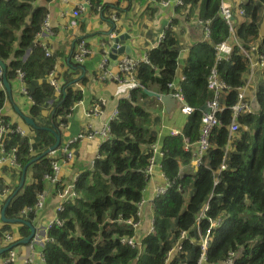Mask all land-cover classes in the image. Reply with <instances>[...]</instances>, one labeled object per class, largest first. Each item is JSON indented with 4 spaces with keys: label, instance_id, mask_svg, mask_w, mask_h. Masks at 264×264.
<instances>
[{
    "label": "trees",
    "instance_id": "trees-1",
    "mask_svg": "<svg viewBox=\"0 0 264 264\" xmlns=\"http://www.w3.org/2000/svg\"><path fill=\"white\" fill-rule=\"evenodd\" d=\"M53 1L0 0V60L8 66L10 83L17 79V70L25 72L26 87L35 101L30 117L39 127L32 129L30 137L10 134L6 138L7 147H17L21 164L20 170H14L18 183L8 196L12 197L6 208L10 219L32 222L36 217L34 212L27 217L22 212L37 202L45 189V176L53 172L52 161L58 157L45 154L56 142L52 130L62 134L63 144L68 140L63 139L61 123L69 122L67 115L84 99L77 85L90 81L85 66L73 61V42L63 58L67 67L61 75L64 92L57 97L54 87L45 81L58 62V53L48 56L36 40ZM222 1L182 0L183 5L176 7L189 19L203 20L209 36L191 46L187 64L179 70L181 42L174 29L178 24L175 18L162 42L149 52L148 61L138 65L135 79L140 86L119 101V114L110 122L112 137L99 150L101 158L81 173L76 182L79 198L58 213L63 223L48 232L51 241L44 251L46 264H167V255L176 243L182 249L169 264H199L202 250L197 230L205 234L210 220L219 218L221 222L211 228L207 264L225 262L230 252L235 253L232 264H264V71L256 86V112L239 118L240 130L233 138L230 106L238 98L237 89L246 84L249 63L238 46L229 60L217 63L221 78L232 90L221 98L226 109L219 114L220 124L210 134L209 148L195 172H179L181 166L190 165L194 155L185 149L183 137L156 133L150 111L140 103L141 98L149 97L145 89L156 85L161 94H168L175 83L195 109L187 116L183 133L190 142L200 139L203 109L213 97L208 81L216 63L215 45L231 38L230 26L221 14ZM92 3L96 9L109 8L102 0ZM241 6L246 18L235 22L236 37L249 47L259 38L264 0H250ZM260 52L264 53V39ZM6 99L0 86V119ZM47 108L50 111L44 115ZM5 119L9 123L10 118ZM157 142L164 153L163 172L172 185L153 203L154 233L144 237L141 245L128 246L122 240L135 236L130 222L140 220L139 205L151 180L147 174L151 146ZM24 167L25 183L19 189ZM61 188L59 184L57 189ZM206 204L209 209L197 223ZM6 232H14L12 223L1 226L0 244L6 243ZM183 232H187L186 239L181 238ZM20 233L22 239L30 234V228L22 225Z\"/></svg>",
    "mask_w": 264,
    "mask_h": 264
},
{
    "label": "crops",
    "instance_id": "crops-1",
    "mask_svg": "<svg viewBox=\"0 0 264 264\" xmlns=\"http://www.w3.org/2000/svg\"><path fill=\"white\" fill-rule=\"evenodd\" d=\"M81 1L83 2L84 0H71L68 3L53 1L51 4H53L54 11L49 8L48 12V15L50 16L49 22L51 27H53L54 34L52 36H47L48 38L45 39V42L54 54L58 53L57 66L62 72L67 70V67L64 66L63 58L69 54L70 42H72L74 38H79L80 40L85 37L89 42L90 47L95 51V53L92 54L84 64V72L89 77L90 81L85 85H77L83 90L84 99L75 105L74 112L69 120L68 130L63 132V139L67 137L71 138L80 131L86 130L88 128L86 126L88 125L96 132H101L103 128H105V126L111 121L113 113L118 109L119 101L122 98L129 97L131 95V90L135 88L136 85L130 83L131 80L128 81L129 83L125 82L127 78L125 79L121 76V73H119V61L122 58H135L140 61H145V59L148 58L149 52L161 43V34L171 26L173 21L176 19L178 21V24L174 25V29L179 33V39L181 42L179 70H182L187 64L191 46L196 42L202 41L206 37L204 29L199 25L198 20L193 17L189 19L184 13L181 14L180 11L176 10V7H179L175 4L176 0H171V5L168 7L163 5V3L168 0H102L109 5V8H105L101 12H91L87 10L82 14L81 23H79L77 27L71 28L69 26L71 11L75 4ZM226 1L235 4L237 0ZM49 6L50 4L48 7ZM87 16L91 17V19L87 21V25L89 24L88 27L85 24V21L88 19ZM101 20H108L111 24L110 28H91V22ZM236 21H239L237 17L235 18V22ZM112 32L117 33L112 35H125L120 44L131 46L130 53H127L126 50H124V52L118 51L116 53H111L109 65L107 66L109 72L115 75L118 74L123 82H118L114 79L101 81L96 77L98 71L97 64L100 60L99 52L102 50L101 44L109 39ZM259 36L264 37V11ZM61 53L63 57L61 56ZM262 76V71H256L254 76L250 79V87H254L249 89V93H251L250 97L254 99V106L256 104L255 88L258 80L261 79ZM10 84L12 88V99L10 98L7 89L2 88L7 97L4 114L12 120L13 124L20 125L27 129L31 136L32 129L34 128L29 126L25 120L22 119L21 114L30 117V110L33 103L27 95L22 93V84L18 79H15L14 83ZM247 84L248 77L245 85ZM150 91L161 93L156 85H153ZM140 103L150 111L153 129H156V133L160 134L161 137L169 135L171 128L183 130V127L186 125L188 118L186 114L180 110L178 105L175 106L171 112H168L165 105L155 97L149 96L148 98H141ZM96 104H99L98 109L100 112L88 117L87 113L93 111L95 109L94 105ZM15 106L18 110H16ZM17 111H19V113ZM48 111H50L48 108L43 110V114L46 115ZM86 142L90 143L85 144ZM94 147L96 153L94 159L90 161L91 158L87 152L88 149H91L92 152ZM100 147L101 140L94 142L88 140L76 144L74 147V161L68 165H65L64 163L66 157L64 152L59 153L58 156L63 165L65 180L67 182L70 181L74 175L82 173L84 170L91 167L95 159L99 156L101 158L99 153ZM183 170L195 171L198 170V166L196 162L193 161L188 167H183ZM183 170L181 168V171ZM0 180L5 182V184H9L11 187L18 183L16 172L8 169V167L2 164H0ZM165 181L166 179L161 166V158L158 157L153 176L151 177L150 184L145 192L147 202L142 207V228L141 232L138 231V234L146 236L150 233L153 223L152 213L154 212V206L153 204L151 205V201L154 196L155 188L157 190L159 185L161 186L165 184ZM55 202V199L49 201L42 210V213L38 215L35 221L36 224L41 225L49 219H55L56 214L54 213L53 208ZM12 228L16 233V238H20L21 225L12 224ZM1 247H4V245L0 244V248ZM41 249L42 248L38 246L31 248L30 244H22L15 247L14 250L17 253V259L12 264H26V259L29 256L33 258L32 264H45L44 260L41 258ZM1 260L2 257L0 258V264Z\"/></svg>",
    "mask_w": 264,
    "mask_h": 264
},
{
    "label": "built area",
    "instance_id": "built-area-1",
    "mask_svg": "<svg viewBox=\"0 0 264 264\" xmlns=\"http://www.w3.org/2000/svg\"><path fill=\"white\" fill-rule=\"evenodd\" d=\"M61 2V3H68L71 0H54V2ZM93 0H84L83 2H77L74 6V8L71 11L70 14V22L69 26L71 28H75L79 25V19L81 18L82 14L86 12L87 10L92 7ZM250 0H237L235 4H231L227 2L226 0L222 1L221 4V14L224 18V20L229 24L230 26V31H231V38L225 41H222L219 44L215 45V59L216 63L213 66V68L210 70V75H209V88L213 93L212 99L207 103L205 109H203V114H202V130H201V136L200 139L197 141L196 144H192L188 138H185V149L188 151H192L194 154V161L196 162L197 166H199L202 162V157L205 153V151L208 150L209 148V136L212 133L213 129L220 124V118L219 114L222 113L226 109V105L221 103V98L223 96H226L231 90V86H229L220 76L217 63L218 62H223L226 60H229L231 57V54L233 52L234 46H238L240 51L243 53V55L246 57V59L249 62L250 65V70L247 75L248 77V84L243 85L241 88H238V98L236 102L230 106V109L232 111V120L229 125V131H230V136L234 138V135L238 133L240 130V122L239 118L242 115H249V114H254L256 112V108L253 105L254 99L250 97L251 93H249V89H252L250 79L254 76V73L256 71H264V54L260 52V42L262 39H258L257 42L253 43L249 47L243 46V44L238 40L236 37V27H235V18L237 17L239 21H244L246 18V13L244 8L241 6L242 4L248 2ZM176 5L181 6L183 5L182 0H176L175 2ZM164 6L168 7L171 5V0L165 1L163 3ZM98 11H102V7L99 6L97 8ZM49 15L47 14L46 19L41 27V32L38 34L37 37V45L43 47L46 49V54L50 56L52 54L51 49L48 47L47 43L45 42V39L48 38L47 36H52L54 34L53 27H51V24L49 22ZM199 25L204 29L205 36H209V28L208 26L205 25L203 20H198ZM112 34H117L115 32H112L109 36V39L106 42H103L101 44L102 50L99 52L100 54V60L97 64V76L101 81H104L106 79H114L118 82H123V80L117 75L110 73L109 70L107 69V66L109 65V58L111 56V49L114 45V39L117 37V35H112ZM112 35V36H111ZM165 37V32L161 34L160 39L161 41ZM117 46L116 48H118ZM95 51H93L92 48L89 47L88 43L86 40L82 39L79 40L77 43L76 47L74 48V51L72 53L73 55V61L74 63L78 65H83L89 59V57L94 54ZM98 53V52H96ZM145 61H148V59H145ZM142 61L135 59V58H122L119 63V73H121V76L124 75L125 77V82L127 83L128 81L131 80L130 83L136 84L135 86L138 85V83L135 80V72L137 70L138 65ZM17 79L21 82L22 87L21 91L23 94L27 95L30 101L33 103L32 105H35V101L33 100L31 94L29 93L26 84H25V72L22 70H17ZM62 71L58 68L57 65L54 66L53 70H51L47 76L45 77V81L49 83L51 86L54 87L56 96L59 97L62 92H64L65 87L64 84L65 82L63 81L62 78ZM0 76L2 78V81L0 83L1 89L5 88V85L3 83V76H4V71L1 68L0 70ZM123 78V77H122ZM255 79H256V74H255ZM42 82V80L40 81ZM247 82V81H246ZM129 83V82H128ZM253 84V83H252ZM171 89L174 87L173 92H171L175 98L177 99L178 105L180 110L186 114V115H191L194 112V108L189 106L185 99L184 96L182 95L180 88L175 84L170 85ZM256 89L255 88V95H256ZM3 90V89H2ZM4 91V90H3ZM250 97V98H249ZM256 99V96H255ZM95 109L91 112L87 113L88 117H91L92 114H97L100 112L98 109L99 104L94 105ZM1 114L3 118L0 119V164L8 167V169L11 170H20L21 169V164L18 159V154H17V147H7L6 145V138L12 134V135H19L22 138H27L30 137V133L27 129L21 127L20 125L13 124L12 120L9 121V123L6 122V115L4 114V109L1 110ZM119 114L118 109L113 113L112 115V120L116 119ZM5 117V118H4ZM72 117V114L70 113L67 115V121L70 120ZM110 121V122H111ZM110 122L103 128L101 132H96L94 131L89 125L86 126L88 127L86 130L80 131L78 134L75 136L69 138L66 142V144L61 148H57L55 150H51L48 154H50L52 157L57 158L59 151L62 150L64 154L66 155L64 159L65 165H68L69 163L74 161L75 158V149L74 145L78 143H82L84 141H97L101 140V145L111 139L112 133H111V126ZM68 125L69 122L67 123H61V127L63 128L62 133L66 130H68ZM170 134L173 136H179L182 135V131L178 130L176 128H171L170 129ZM68 138V137H67ZM32 141V139H31ZM32 143V142H30ZM153 150H154V155L150 159V165L147 169V174L151 177L152 173H154L155 170V165H156V155L158 153L163 155V152L160 151V148L158 145H153ZM100 157V156H99ZM98 157V158H99ZM53 165V172L51 174H47L45 176V189L43 192H40L38 194V199L37 202L30 207H27L23 210V216L27 217L31 213H36V218L34 219L36 221L38 215L42 213V210L45 208V206L49 203L51 199H55L56 202L54 204V213L56 214L55 219L53 220H47L44 224L38 225L35 222V228L36 232L31 239V248H35L36 246L42 248L41 249V258L45 262L44 258V249L45 246L51 241V238L48 236V232L50 228H52L54 225H61L63 221L59 218L58 213L60 211H64L67 207V205L73 203L76 199L79 198V193L76 188V182L78 181L80 174L78 173L74 175L70 181L65 180V174H64V169L62 162L57 158L52 161ZM222 168H225L223 165ZM154 169V170H153ZM61 185V189L58 190L57 186ZM172 184L167 181V183L163 186H159L155 192L153 198L163 195L168 191V187L171 186ZM12 189L9 184H5L3 182L0 184V228L2 226V220H1V207L2 204L7 200L8 196L11 194ZM147 202L146 199H143L142 202L139 205V216L140 220L137 221H131L130 223L133 224L134 228L136 229L135 236L134 237H129L125 238L122 240L123 244H126L128 246L135 247L137 245H141V241L144 237L154 233V218L152 220V228L149 234L142 235L138 234V231L141 232V223H142V207L145 205ZM152 205V201H151ZM209 209V205L206 204L197 217V223L200 222L201 218L204 217V213ZM211 222V227L207 230V232L204 234L201 229L197 230V234L199 237V244L200 248L202 250L200 259H199V264H207V253L210 245V240H211V228L221 222V219H216V220H210ZM182 239L187 238V232H183L181 235ZM16 233H10L6 232L4 234V240L7 245H12L16 241ZM191 242H194L195 239H191ZM182 246L180 243H176V245L169 251L167 255V264L176 256V254L181 251ZM235 253L230 252L229 257L227 260L223 263H218V264H232L234 261ZM17 258L15 250H12L10 252V255L5 258L2 262V264H11L14 262ZM33 258L31 256L27 257L26 263L27 264H32Z\"/></svg>",
    "mask_w": 264,
    "mask_h": 264
},
{
    "label": "water",
    "instance_id": "water-1",
    "mask_svg": "<svg viewBox=\"0 0 264 264\" xmlns=\"http://www.w3.org/2000/svg\"><path fill=\"white\" fill-rule=\"evenodd\" d=\"M124 36L123 35H118L114 39V45H113V47L111 49L112 53H116L118 51L124 52V50H126L127 53L131 52V46L130 45H128V46L125 45L124 46V45L120 44V42H121V40L123 39ZM117 46H119V47L116 48ZM0 66L3 69V71H4L3 83H4L8 93L10 95V98L12 99V88H11L10 82L7 79V67L8 66L2 60H0ZM173 90H174V87H172L171 92H173ZM145 92H146V94L148 96L155 97V98L159 99L165 105V108H166V110L168 112H171L175 108V106L177 105V99L171 93H169V94H161V93L153 92V91H150V90H147V89H145ZM15 108H16V110H18V108L16 106H15ZM17 112L19 113V111H17ZM21 117H22V119L25 120V122L29 126H32L34 129H38L39 128L38 125L36 124V122L33 120V118H31L29 116H25L24 114H21ZM46 128L49 129V130H52V129L48 128V127H46ZM52 131L55 133L56 142L50 149H48L45 152V154H48L51 150L57 149L60 146L61 142H62L61 133H59L56 130H52ZM37 159L38 158H36L33 161H36ZM26 172H27V167H24L23 168V172H22V176H21V180H20V183H19V189H21L23 187L24 183H25ZM15 194H16V192H15ZM11 200H12V197H9L8 200L6 201V203L4 204L3 208H2V211H1L2 220L4 222L26 224L30 228V234L27 237H25L22 240H20L18 243L28 244L31 241V239L33 238V236H34V234L36 232V229L34 228L32 223L29 222V221H25V220H22L20 218H12V219H10V218H8L6 216V208H7L8 204L10 203ZM16 245H19V244H16ZM16 245H13L11 247L0 248V255L5 253V252H7L10 249H12Z\"/></svg>",
    "mask_w": 264,
    "mask_h": 264
},
{
    "label": "clouds",
    "instance_id": "clouds-1",
    "mask_svg": "<svg viewBox=\"0 0 264 264\" xmlns=\"http://www.w3.org/2000/svg\"><path fill=\"white\" fill-rule=\"evenodd\" d=\"M102 7V6H101ZM104 8H102V10H103ZM94 10H96V11H94ZM89 11H91V12H100V11H98L96 8H94L93 7V5H92V7H90V9H89ZM81 18H82V16H81ZM81 18L79 19V23H80V20H81ZM259 38L260 39H264V37H261V36H259ZM258 38V39H259ZM83 39L84 40H86L87 41V39L85 38V37H83ZM80 40H82V39H80ZM72 42H73V51H74V48L76 47V45H77V43L79 42V38H77V39H75L74 38V40H72ZM162 42V41H161ZM257 42V41H256ZM87 43H88V45H89V42L87 41ZM70 44H71V42H70ZM252 45V44H251ZM244 46V45H243ZM89 47H90V45H89ZM91 48V47H90ZM247 48V47H246ZM233 50H234V48H233ZM73 51L71 52V55H72V53H73ZM70 53V52H69ZM233 53V52H232ZM52 54H54L53 52H52ZM243 54V53H242ZM264 54V53H263ZM232 55V54H231ZM69 58H68V62H69ZM249 63V62H248ZM57 65V64H56ZM80 66H84V64L83 65H80ZM1 67V66H0ZM249 68H250V65H249ZM250 70V69H249ZM262 75H263V71H262ZM97 78H98V76H97ZM136 80V79H135ZM137 86H140V84H138ZM137 86H135V87H137ZM169 93H171V89H170V92ZM168 93V94H169ZM172 94V93H171ZM177 105H178V102H177ZM176 105V106H177ZM178 106H180V105H178ZM205 108V107H204ZM186 116H188V115H186ZM177 129V128H176ZM178 130H180V129H178ZM182 131V135H179V136H181V137H183V139H184V141H185V138H187L185 135H184V133H183V130H181ZM169 135H171L170 133H169ZM171 136H173V135H171ZM61 138H62V134H61ZM67 139H69V138H67ZM63 142V141H62ZM61 142V144H60V146L58 147V149L61 147H63L65 144H66V142L63 144ZM192 144H196L197 142H191ZM186 144V143H185ZM154 145V144H153ZM153 145L151 146V148H152V152H153V155H154V150H153ZM155 145H158V147L160 148V151L161 152H163V150H162V148H161V145L157 142V143H155ZM76 145H74V147H75ZM50 149V148H49ZM48 150V149H47ZM189 151V150H188ZM62 152V150L61 151H59V153H61ZM189 152H192V151H189ZM206 152L207 151H205V153H204V155L206 154ZM58 153V154H59ZM164 154V153H163ZM192 154H193V152H192ZM194 155V154H193ZM204 155H203V157H204ZM58 158H59V156H57ZM158 157H160L161 158V160H162V158H163V155L162 154H160V153H158L157 155H156V160L155 161H157V158ZM203 157H202V159H203ZM194 161V158L191 160V163ZM190 163V164H191ZM202 163V162H201ZM94 164V163H93ZM93 164H92V166H93ZM91 166V167H92ZM161 166H162V162H161ZM183 167H186V166H181V168H182V170H183ZM90 168V167H89ZM155 168V167H154ZM181 168H180V171L179 172H181V173H183V172H185V171H181ZM154 170V169H153ZM162 171H163V169H162ZM195 171H197V170H195ZM195 171H192V170H189V171H187V172H195ZM163 174H164V176H165V179H166V181H165V184L167 183V181L168 182H170L168 179H167V176L165 175V173L163 172ZM81 175V174H80ZM153 176V173H152V175H151V177ZM151 177H149L150 179H151ZM21 180V179H20ZM20 180H19V182H20ZM151 181V180H150ZM3 183V182H2ZM164 184V185H165ZM160 186V185H159ZM161 186H163V185H161ZM146 190H147V188H146ZM146 190H145V192H146ZM145 192H144V199H146L145 198ZM155 196V195H154ZM159 196H157V197H155V198H153L152 199V204L154 203V201H155V199H157ZM9 198V197H8ZM7 198V199H8ZM5 203H6V201H5ZM5 203H3L2 204V207H1V211H2V208H3V206H4V204ZM153 214V218H154V212L152 213ZM36 218V217H35ZM34 218V219H35ZM21 219V218H20ZM1 220H2V217H1ZM22 220H24V219H22ZM26 221V220H25ZM2 225L4 224V223H10V222H4L3 220H2ZM30 222V221H29ZM32 225L34 226V228H35V220H33L32 222ZM12 224H15V225H21V227H22V225H26V224H23V223H12ZM36 229V228H35ZM15 232V231H14ZM13 232V233H14ZM27 237V236H26ZM25 238V237H24ZM23 239V238H22ZM22 239H20V238H18V239H16V241H15V243L14 244H12V245H7L6 243L5 244H3L4 245V247H11V246H13V245H16V244H19V245H16L15 247H18V246H20V245H22V244H24V243H18L20 240H22ZM31 243V241L28 243V244H30ZM4 247H1V248H4ZM15 247H13L12 249H10V250H8L7 252H5V253H3V254H1L0 255V258L2 257V260H1V264H2V262H3V260L5 259V258H7L9 255H10V252L12 251V250H14V248ZM45 248H46V246H45ZM44 251H45V249H44ZM16 252V251H15ZM44 253V252H43ZM16 255H17V253H16ZM17 259V258H16ZM12 263H14V262H12ZM11 263V264H12ZM27 264V263H26ZM45 264H46V262H45Z\"/></svg>",
    "mask_w": 264,
    "mask_h": 264
},
{
    "label": "rangeland",
    "instance_id": "rangeland-1",
    "mask_svg": "<svg viewBox=\"0 0 264 264\" xmlns=\"http://www.w3.org/2000/svg\"><path fill=\"white\" fill-rule=\"evenodd\" d=\"M53 4H50V6L48 7V8H50V10H52V11H54V7L52 6ZM95 16V15H94ZM88 17V19L85 21V24H86V26L88 27L89 26V24L87 25V21L88 20H90L91 19V17L90 16H87ZM91 28H95V27H103V28H106V29H109L110 28V26H111V24H110V22L108 21V20H101V21H94V22H91ZM46 113V112H45ZM91 142H94V141H91ZM87 143H90V142H86L85 144H87ZM84 144V145H85ZM87 153H89V155H90V161L91 160H93L94 159V155H95V153H96V149H95V147H94V149H93V151L91 152V149H88V152ZM184 171V170H183Z\"/></svg>",
    "mask_w": 264,
    "mask_h": 264
}]
</instances>
